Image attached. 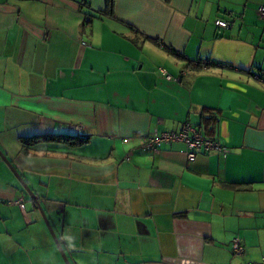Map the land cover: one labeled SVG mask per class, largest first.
Here are the masks:
<instances>
[{"label": "crops", "instance_id": "0c3cea01", "mask_svg": "<svg viewBox=\"0 0 264 264\" xmlns=\"http://www.w3.org/2000/svg\"><path fill=\"white\" fill-rule=\"evenodd\" d=\"M263 6L0 0V150L36 195L0 156V264H65L40 206L72 264L262 262ZM185 123L230 154L143 149ZM46 135L90 143H23Z\"/></svg>", "mask_w": 264, "mask_h": 264}, {"label": "built area", "instance_id": "2783aa9c", "mask_svg": "<svg viewBox=\"0 0 264 264\" xmlns=\"http://www.w3.org/2000/svg\"><path fill=\"white\" fill-rule=\"evenodd\" d=\"M259 15L261 19L264 20V6L259 9ZM215 24L217 27L222 29H227L230 27L229 23L222 20L216 21ZM198 64L199 66L206 69L208 66V61H200ZM160 72L167 80H172L165 69H160ZM74 130L78 132L82 131L80 127H75ZM127 141L128 140H126V142ZM171 143H183L186 145L187 158L190 163L195 162L197 157L203 154L215 153L222 158H226L230 154V150L227 147L215 140L205 138L197 131V129L188 123H185L179 132L154 133L148 137H145L143 149L156 151L162 146ZM20 207L24 209V204L21 203ZM232 251L235 256L243 255L245 249L239 239H235L233 241ZM250 264H264V260L259 263Z\"/></svg>", "mask_w": 264, "mask_h": 264}, {"label": "trees", "instance_id": "16d2710c", "mask_svg": "<svg viewBox=\"0 0 264 264\" xmlns=\"http://www.w3.org/2000/svg\"><path fill=\"white\" fill-rule=\"evenodd\" d=\"M167 49V48H166ZM170 53L175 54L176 56H180L179 52H175L171 49H167ZM211 63L208 62V67H210ZM262 79H264V74L261 75ZM206 125L209 129L212 130V127L216 124V118L213 114H210L208 117H205ZM23 143L27 147H32L41 143H57L62 144L68 147L78 148L86 146L90 143L89 137L82 136H70V135H46V136H37L31 139H23Z\"/></svg>", "mask_w": 264, "mask_h": 264}, {"label": "water", "instance_id": "95a60500", "mask_svg": "<svg viewBox=\"0 0 264 264\" xmlns=\"http://www.w3.org/2000/svg\"><path fill=\"white\" fill-rule=\"evenodd\" d=\"M0 156L1 158L5 161V163L7 164V166L10 168V170L12 171V173L15 175V177L18 179V181L21 183L22 187L24 188V190L30 195V197L32 199H36V195L31 191V189L28 187L27 183L24 181L23 177L17 172V170L14 168V166L12 165V163L6 158V156L2 153V151L0 150ZM39 210L41 212V215L43 217V220L46 223V226L61 254V257L64 261L65 264H72L59 240V238L57 237L55 230L53 229L48 217L46 216L43 208L40 206Z\"/></svg>", "mask_w": 264, "mask_h": 264}, {"label": "rangeland", "instance_id": "374dc122", "mask_svg": "<svg viewBox=\"0 0 264 264\" xmlns=\"http://www.w3.org/2000/svg\"><path fill=\"white\" fill-rule=\"evenodd\" d=\"M40 214H41V212H40ZM42 217V216H41ZM44 221V220H43ZM45 222V221H44ZM46 224V223H45ZM52 237V236H51Z\"/></svg>", "mask_w": 264, "mask_h": 264}]
</instances>
